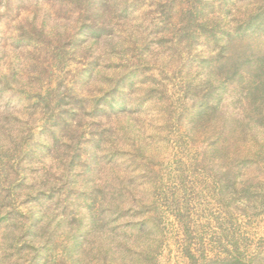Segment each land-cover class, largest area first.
<instances>
[{
  "label": "rangeland",
  "instance_id": "374dc122",
  "mask_svg": "<svg viewBox=\"0 0 264 264\" xmlns=\"http://www.w3.org/2000/svg\"><path fill=\"white\" fill-rule=\"evenodd\" d=\"M95 1L0 0V168L7 171L0 183V259L19 260L31 217L41 216L35 230L42 244L50 240L44 264L54 259L70 264L73 255L63 252L66 230L55 228L56 222L67 220L74 234L77 226L88 228L89 209L102 205L104 215H115V240H104L108 228L90 231L82 242L86 264H104L99 251L108 245L115 251L111 264H191L187 252L201 264L202 257L216 261L237 251L264 264V214L227 215L210 178L215 169L209 166L207 173L189 161L201 157L204 144L197 135L194 142L187 140L178 123L180 104L186 103L183 67L203 52V43L199 37L190 51L188 43H174L191 4L204 5L207 17L225 13L231 27L264 0H105L99 8L104 19L94 23L89 15ZM90 25L100 36L79 39ZM130 37H150L148 65L137 63L141 44L132 45ZM232 44L230 51L239 55H264L263 34L241 36ZM12 52L19 57L17 67ZM162 56L171 58L169 66ZM80 70L89 82L77 78ZM131 73L133 87H124L128 95L121 100L117 82ZM207 77L202 72L191 81ZM234 89L224 87L222 104L229 112ZM74 98H79L76 117L65 116L69 126L61 133L54 118ZM92 187L98 188L96 201ZM116 206L122 208L118 214ZM151 220L159 222L157 230ZM135 222L144 223L142 233ZM152 240L159 243L149 246ZM23 248L25 260L35 255Z\"/></svg>",
  "mask_w": 264,
  "mask_h": 264
},
{
  "label": "trees",
  "instance_id": "16d2710c",
  "mask_svg": "<svg viewBox=\"0 0 264 264\" xmlns=\"http://www.w3.org/2000/svg\"><path fill=\"white\" fill-rule=\"evenodd\" d=\"M117 1L119 2V0H115V4L118 3ZM104 2L105 0L95 1L96 6L90 10L89 17L93 19L94 23H98L102 17L104 19V13L100 11ZM128 3L131 4L129 0ZM87 4L91 3L87 2ZM207 15L204 5H189L185 10L182 34L177 36L174 41L177 46L185 42L188 43L184 46L189 51L196 43L198 44L199 37L202 38L203 43V45L201 44L203 52L187 59L184 63L183 69L186 71L184 78L187 84L185 83L183 98L186 103L180 104L178 123L183 125V129L187 133V140L194 142L196 135L198 139H203L204 146L201 157L192 158L190 156L189 161L194 163L193 166H199L207 173L209 166L215 169L213 173L210 171V178L216 184L214 186L217 188L218 200L224 212L230 216L233 215L232 211L239 210L245 217H258L264 214V182H261L264 180L261 178V176L264 177V55L257 56L251 52L239 55L231 52L230 48H234L232 43L238 37L264 35V6L248 13L244 21L240 20L231 27L225 21V13L220 18L207 17ZM118 20L121 18L118 17ZM90 26L86 32L85 29H81V33L77 37L83 39L88 34L94 38L99 37L100 31L96 30L95 26ZM52 32L59 34L54 26H52ZM129 39L132 45L141 44L137 63L148 65L149 60L146 58L152 52L150 37L143 40L131 37ZM247 50L249 51L248 48ZM160 59L162 64L169 66L171 58L162 56ZM10 61L17 67L19 57L12 52ZM138 65L140 64L136 66L138 67ZM194 67L195 69L192 70ZM181 71L183 72L182 69ZM202 72L207 74L209 79L207 77L203 82L199 80L194 84L191 80ZM175 73L173 70L172 75ZM128 77L117 82L116 91L121 100H124L128 95V92L123 91L125 86L127 90L131 91L135 73L129 74ZM77 78L82 82H89V77L84 71H78ZM231 84L235 86L233 92H235L236 98L232 100L233 109L229 112L226 106H223L222 101L224 87ZM153 92V90H148L146 96L151 94L149 98L153 99ZM78 99L74 98L75 103L63 106L55 116L54 121L56 127H59V132H64L69 126L67 116L76 117L79 107H77ZM60 103L61 101H59ZM57 119L59 120L57 121ZM182 138H180L179 146L183 143ZM95 144L99 145V141H96ZM136 148L137 151L140 150V148ZM110 154L113 156L111 152ZM76 157L74 155L70 158L67 168L73 166ZM6 174V169L0 168V183ZM97 196L98 188L92 187L90 197L96 201ZM101 209L102 205L98 210L89 209L88 228L80 229L78 226L75 228L79 237L76 233L71 234L73 226L69 225L67 220L61 218L56 222L55 228L64 225L66 230L67 243L63 252L66 256L73 255L69 260L70 264H86L82 242L86 241L90 231L96 232L108 228L104 240L114 242L115 235L112 234V231L115 230V215L111 216L110 213L106 216ZM120 211H122L121 206H116L115 213L118 214ZM47 216L49 217V215ZM40 220H42L41 216L31 217V224L25 233L27 244L23 246L30 247V251L32 250L35 255L25 260V251L21 247L18 250L20 258L14 264H41L37 259L39 256L43 258L42 264L48 260L44 250L50 240L46 239L42 244L39 230L37 232L35 230V226H38ZM158 223V221L151 220V227L157 230ZM143 224V222L133 224L138 234L143 232ZM39 241L41 243L36 245ZM151 242L149 246H156L159 243L157 240ZM233 244L236 245V242L234 241ZM99 253L104 257L102 259L104 264L115 262V251L110 245L105 246ZM187 257L191 264H198L195 257L189 252H187ZM254 262L255 259H243L237 251L228 258L216 261L202 257L201 264H254ZM49 263L52 264V260ZM0 264H4L3 259H0ZM54 264H56L55 259Z\"/></svg>",
  "mask_w": 264,
  "mask_h": 264
}]
</instances>
